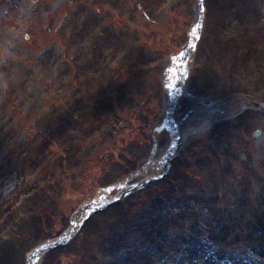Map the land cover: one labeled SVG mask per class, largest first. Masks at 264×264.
Here are the masks:
<instances>
[{
    "label": "rangeland",
    "instance_id": "obj_1",
    "mask_svg": "<svg viewBox=\"0 0 264 264\" xmlns=\"http://www.w3.org/2000/svg\"><path fill=\"white\" fill-rule=\"evenodd\" d=\"M29 231L33 264H264V0H0V264Z\"/></svg>",
    "mask_w": 264,
    "mask_h": 264
},
{
    "label": "trees",
    "instance_id": "obj_2",
    "mask_svg": "<svg viewBox=\"0 0 264 264\" xmlns=\"http://www.w3.org/2000/svg\"><path fill=\"white\" fill-rule=\"evenodd\" d=\"M157 50H159V48H158V46H157ZM136 83V82H135ZM134 83V84H135ZM220 126H228V124H222V125H220ZM121 130L123 129L122 127L120 128ZM207 144V142H204L203 143V147L201 148V151H206V152H209V150H210V147H209V145H206ZM206 146V147H205ZM100 156H101V160H105V165H103V170L105 169V172H103L102 171V174H103V176H105V179H104V181L102 182L103 184H101V187L103 188V187H107V186H109V185H112L118 178H116V179H113L112 181H110L111 179H108L109 177H108V175L106 174V170H107V167H109V165H110V163L112 162V160H113V158L110 160V158H111V155H113V150L111 149V148H109V146H106L104 149H101V151H100ZM120 153V151L118 152V154ZM211 153H212V155L215 157V155H214V151H211ZM122 154H125L124 152H121V154H120V156H121V158H122ZM116 160H114L113 161V165H112V167L114 166V165H117L116 163H114ZM177 161V160H176ZM137 161H127L126 162V167H123L122 169V175H121V177H123V176H127V175H129L131 172H133L135 169H136V166H137ZM176 163V162H175ZM112 164V163H111ZM173 167H174V165H173ZM107 177V178H106ZM22 214V213H21ZM99 215H101V214H99ZM99 215H97V216H99ZM17 216H18V214L16 215V218H17ZM23 216L25 217L26 215L25 214H23ZM96 215H94V217H95ZM94 219V218H93ZM92 219V220H93ZM91 220V221H92ZM13 220H12V215L10 216H8V220H6V223L5 224H10L11 222H12ZM14 228V227H13ZM11 230H13V229H11ZM35 231V230H34ZM63 231V230H62ZM62 231L58 234V235H56V236H54V237H52V238H56L57 236H59L61 233H62ZM51 238V236L50 237H48V238H46L44 241H47L48 239H52ZM5 239V238H4ZM6 240H8V242H7V247H9V248H16V246L17 245H19V244H17V242L15 241V235L14 234H10L9 235V237H8V239L6 238ZM13 242V243H12ZM28 248L27 249H18V251L17 252H19V255H20V264H24V261H25V257H26V255L27 254H29L30 253V251L31 250H33V249H35V247H37L38 246V244H39V242H37L36 240H34V235H33V232H30L29 231V233H28ZM14 243H16V244H14ZM245 245L249 248V247H251V244H250V242L248 243V242H245ZM23 246V245H22ZM258 246H260V245H258ZM73 250V254L75 255V256H78V254H79V256H80V250L78 249V247H77V245H76V243H75V245H74V242L73 243H70L68 246H66V247H64V248H61V249H59L58 251H52V252H49L47 255H46V257H45V259H44V262H42L41 264H59V260L60 259H57V255L58 254H63L64 253V251H72ZM81 257V256H80ZM81 262H79L77 259H75V261L74 262H72V263H70V264H80ZM60 264H63V262L61 261L60 262Z\"/></svg>",
    "mask_w": 264,
    "mask_h": 264
},
{
    "label": "bare ground",
    "instance_id": "obj_3",
    "mask_svg": "<svg viewBox=\"0 0 264 264\" xmlns=\"http://www.w3.org/2000/svg\"><path fill=\"white\" fill-rule=\"evenodd\" d=\"M210 119H211V116H207V117H204L202 119V122H203L202 125H203V127L205 126V124H207L210 121ZM171 150H172V146L168 149V154L171 153ZM35 259H36V253L34 252L31 255V257L29 258V263L28 264H33L32 261H34Z\"/></svg>",
    "mask_w": 264,
    "mask_h": 264
},
{
    "label": "water",
    "instance_id": "obj_4",
    "mask_svg": "<svg viewBox=\"0 0 264 264\" xmlns=\"http://www.w3.org/2000/svg\"><path fill=\"white\" fill-rule=\"evenodd\" d=\"M202 1H203V0H200V2H202ZM256 135H259V132H256ZM69 232H70V231H68L66 234H64L63 237H65L66 235H68ZM60 241H61V239H59L56 243L51 244V245H50V248H54L55 246H58V244L60 243ZM42 248H43V247H40V248H39V250H40L39 253L41 252V249H42Z\"/></svg>",
    "mask_w": 264,
    "mask_h": 264
}]
</instances>
